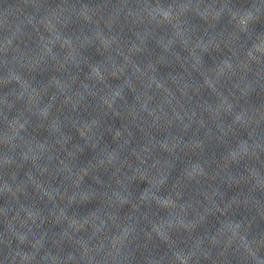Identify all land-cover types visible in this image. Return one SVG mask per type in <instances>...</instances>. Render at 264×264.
Returning <instances> with one entry per match:
<instances>
[{
  "label": "clouds",
  "instance_id": "1",
  "mask_svg": "<svg viewBox=\"0 0 264 264\" xmlns=\"http://www.w3.org/2000/svg\"><path fill=\"white\" fill-rule=\"evenodd\" d=\"M161 16H162V18H163L164 20L169 21V22L173 19V17H172V15H171L170 11H163V12L161 13ZM233 18H235V17H233ZM248 18H250V15H249ZM241 23H242V24L246 23V20H241Z\"/></svg>",
  "mask_w": 264,
  "mask_h": 264
}]
</instances>
